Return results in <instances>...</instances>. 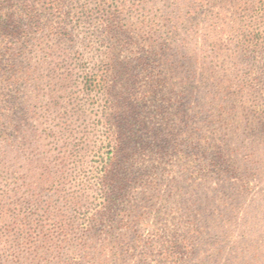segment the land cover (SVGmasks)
Returning <instances> with one entry per match:
<instances>
[{"label":"rangeland","instance_id":"1","mask_svg":"<svg viewBox=\"0 0 264 264\" xmlns=\"http://www.w3.org/2000/svg\"><path fill=\"white\" fill-rule=\"evenodd\" d=\"M202 1L170 41L134 26L130 45L115 48L109 101L121 158L109 168L106 209L91 186L102 169L97 107L77 70L43 66L46 99L31 103L44 113L17 112L11 141H0V264H264V15L257 0ZM251 27L261 37L249 52L240 44ZM182 39L185 70L194 72L186 85L166 62ZM184 88L190 111L179 115ZM203 117L210 123L202 127L181 120ZM220 153L224 163L214 168ZM186 220L197 236L163 257Z\"/></svg>","mask_w":264,"mask_h":264},{"label":"trees","instance_id":"2","mask_svg":"<svg viewBox=\"0 0 264 264\" xmlns=\"http://www.w3.org/2000/svg\"><path fill=\"white\" fill-rule=\"evenodd\" d=\"M202 2V0H0V141L6 139L11 141L8 126L18 128L16 120L12 119L17 112L25 118L38 117L41 112L44 113L45 105L42 107L36 105L38 109H34L31 103L32 99H35L42 104L46 99L47 93L44 91L42 93L38 86L43 79L39 74L43 66L77 70L84 96L98 110L93 118L94 131H97L98 137L95 140L98 148L94 154L101 159L102 169L93 177L97 181L91 186H99L100 197L105 202L103 208H108L111 196L105 189L108 187L109 168L110 165L119 163L121 158L118 157L121 150L116 129L118 114L115 113L116 108L113 106L115 102L109 101L112 97L110 80L117 67L114 63L115 48L118 43L121 48L130 45L131 37L126 34H129L134 26L135 32L139 33L145 28L150 35L163 34L160 39L165 43L170 41L172 36L181 34L182 25L187 20L198 14ZM254 7L255 13H259V16L264 15V0H257ZM132 18L137 21L131 23L129 27ZM260 37L259 29L251 27L243 33L240 45L243 50L252 52L259 45ZM132 39L134 43L137 42V38ZM184 41L186 39L179 40L181 48L179 47L178 51L174 50L176 56L168 58L166 62L171 64L170 68L173 71L181 74L180 81L186 85L187 80L193 81L194 72L185 70L188 68V58L182 48ZM58 62L68 67H64V64L60 66ZM43 77L47 79V76ZM32 86L34 88L30 93L28 89ZM181 90L176 97L177 113L188 115L190 111L188 90L185 88ZM182 119L187 125L191 122L199 127H202L200 124L202 122L210 123L205 117L199 121L196 118ZM86 141L85 137L80 138L78 145H85ZM6 149V146L0 143V161L6 155ZM196 155L199 158L200 151H197ZM210 163L214 168L219 167L218 164L222 165L224 163L222 153L214 156ZM187 201L183 198L181 206L185 207ZM191 208L198 210L200 205L194 204ZM186 222L189 223L184 226L187 228L186 232L179 231L177 239L162 245L159 253L163 257L180 255L179 243L187 244L190 238L197 236L198 230L193 232L189 230L191 223L196 226L197 223L190 220Z\"/></svg>","mask_w":264,"mask_h":264}]
</instances>
